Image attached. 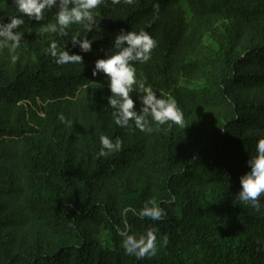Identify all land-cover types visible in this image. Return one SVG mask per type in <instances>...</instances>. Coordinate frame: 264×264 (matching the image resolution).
Wrapping results in <instances>:
<instances>
[{"label":"trees","instance_id":"obj_1","mask_svg":"<svg viewBox=\"0 0 264 264\" xmlns=\"http://www.w3.org/2000/svg\"><path fill=\"white\" fill-rule=\"evenodd\" d=\"M57 11L33 21L14 0H0V22L25 21L16 63L0 50V264H264V196L259 211L238 197L264 138V0H102L92 32L72 25L67 36L40 35ZM217 19L231 22L232 36L202 94L189 86L203 69L194 52ZM121 30L156 40L136 75L177 100L183 128L151 123L148 133L134 121L115 124L107 79L92 69ZM77 35L95 39L92 51L83 63L57 64L50 42L80 52ZM215 99L227 109L224 121L191 151L186 120ZM101 135L119 139V150L99 156ZM152 197L162 202V220L137 214ZM125 208L133 211L125 216ZM126 225L137 236L157 230V254L128 255Z\"/></svg>","mask_w":264,"mask_h":264},{"label":"clouds","instance_id":"obj_2","mask_svg":"<svg viewBox=\"0 0 264 264\" xmlns=\"http://www.w3.org/2000/svg\"><path fill=\"white\" fill-rule=\"evenodd\" d=\"M118 2V0H113ZM132 3L133 0H126ZM102 0H14L17 11L33 21L44 20L46 10L58 8L55 15V23H47L40 30V35L57 34L67 36L68 29L72 25H82L88 33L92 32L97 25V13L95 10ZM25 23L22 16H13L10 21L0 22V50L7 49L14 64L19 59L17 50L24 40V31L21 26ZM95 39L72 38L73 46L78 45L80 52H70L66 45L63 50L59 49L55 40L50 42L47 49L57 64H80L83 63V53L92 51ZM156 47V40L144 30L125 31L121 30L113 41L111 52L105 57L95 61L92 69L93 76L104 74L108 82L111 95L107 96L108 104L112 109L115 124L120 127L130 126L134 121L135 126L142 132L151 133V123L158 126L169 124L184 127V113L179 107L177 100L170 94L161 92L159 95L151 86H146L143 80L136 75L135 63H146L151 59V52ZM136 93L134 96L133 93ZM137 99L140 108L137 109ZM43 117L45 114L40 113ZM61 119H64L61 116ZM99 156H108L119 150L121 141H113L107 135L100 136ZM250 170L240 178V191L238 197L243 204L254 207L257 211L261 208V197L264 196V138L256 144V154L250 156ZM155 197L147 200L142 209L137 213L141 218H149L159 221L165 218L166 213ZM131 208L124 209L126 216ZM122 247L128 255H134L137 259L153 257L157 254L159 245L157 230L149 228L144 234L137 236L131 233L126 225L121 231ZM167 241L165 240V243Z\"/></svg>","mask_w":264,"mask_h":264},{"label":"rangeland","instance_id":"obj_3","mask_svg":"<svg viewBox=\"0 0 264 264\" xmlns=\"http://www.w3.org/2000/svg\"><path fill=\"white\" fill-rule=\"evenodd\" d=\"M232 36V24L226 19H217L205 26L201 42L194 57L203 64V69L189 81V86L200 93L210 88L221 70L220 53ZM203 94V93H202ZM203 106L194 116L187 118L194 126L190 141L191 151L200 150L212 140L214 127L224 121L227 109L221 100Z\"/></svg>","mask_w":264,"mask_h":264}]
</instances>
